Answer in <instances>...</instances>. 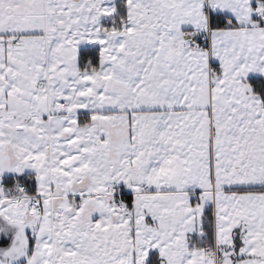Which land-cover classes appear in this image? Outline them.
Masks as SVG:
<instances>
[{"label": "snow or ice", "instance_id": "snow-or-ice-1", "mask_svg": "<svg viewBox=\"0 0 264 264\" xmlns=\"http://www.w3.org/2000/svg\"><path fill=\"white\" fill-rule=\"evenodd\" d=\"M0 264H264V0H0Z\"/></svg>", "mask_w": 264, "mask_h": 264}]
</instances>
